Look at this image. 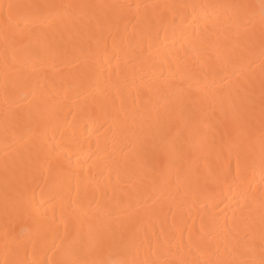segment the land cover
Segmentation results:
<instances>
[{
    "label": "bare ground",
    "instance_id": "bare-ground-1",
    "mask_svg": "<svg viewBox=\"0 0 264 264\" xmlns=\"http://www.w3.org/2000/svg\"><path fill=\"white\" fill-rule=\"evenodd\" d=\"M0 264H264V0H0Z\"/></svg>",
    "mask_w": 264,
    "mask_h": 264
}]
</instances>
